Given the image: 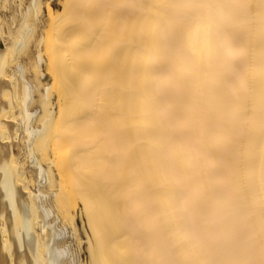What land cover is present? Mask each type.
Masks as SVG:
<instances>
[{
	"label": "bare ground",
	"instance_id": "1",
	"mask_svg": "<svg viewBox=\"0 0 264 264\" xmlns=\"http://www.w3.org/2000/svg\"><path fill=\"white\" fill-rule=\"evenodd\" d=\"M8 1L0 264H264V0Z\"/></svg>",
	"mask_w": 264,
	"mask_h": 264
},
{
	"label": "rangeland",
	"instance_id": "2",
	"mask_svg": "<svg viewBox=\"0 0 264 264\" xmlns=\"http://www.w3.org/2000/svg\"><path fill=\"white\" fill-rule=\"evenodd\" d=\"M8 3L11 4V0H9ZM27 169H28V173L29 174H33V171L32 170H30L29 168H27Z\"/></svg>",
	"mask_w": 264,
	"mask_h": 264
}]
</instances>
